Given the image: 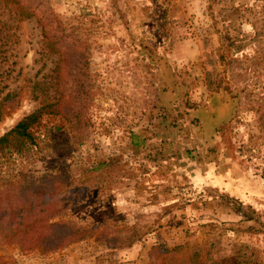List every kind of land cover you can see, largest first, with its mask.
Masks as SVG:
<instances>
[{
  "label": "rangeland",
  "instance_id": "obj_1",
  "mask_svg": "<svg viewBox=\"0 0 264 264\" xmlns=\"http://www.w3.org/2000/svg\"><path fill=\"white\" fill-rule=\"evenodd\" d=\"M40 1L28 19L0 9L13 35L0 136L38 107L26 81L55 76L40 30L50 15L85 52L86 130L75 145L59 115L45 116L34 145L0 154V264H264V0ZM212 96L229 118L204 127L195 109ZM43 175L55 178L35 199L48 195L44 212L24 215L26 199L3 187ZM56 201L66 207L49 219ZM45 218L91 230L54 251L18 246ZM120 234L135 241L105 246Z\"/></svg>",
  "mask_w": 264,
  "mask_h": 264
},
{
  "label": "trees",
  "instance_id": "obj_2",
  "mask_svg": "<svg viewBox=\"0 0 264 264\" xmlns=\"http://www.w3.org/2000/svg\"><path fill=\"white\" fill-rule=\"evenodd\" d=\"M41 8L42 3L41 1L38 2V0L37 2L35 0H0V9L7 13H12L13 17L17 20L35 17L37 13L41 12ZM57 24V19L52 15L48 16V18H43V22L40 24L42 37L47 42L48 53L56 58L54 68L49 71V74H55V76H41L38 79L33 78L26 81L30 97L33 101L37 102L38 107L31 113L21 117L8 131L0 136V154L4 152H21L28 146L34 145L35 142L31 128L38 124L40 119L45 116L59 115L65 121L67 127L75 132V135L71 137L72 142L75 145L83 143L81 134L86 130L83 116L85 100L88 98V95L83 92L86 67L84 60L85 52L80 48L78 40L71 34L64 33L62 29L57 27ZM7 28V21L0 22V47L2 48L1 54L3 55L0 65L7 63L8 57L6 56L7 51L5 49L8 48L7 44H9L13 36L8 34ZM66 44L69 46L66 47ZM66 63H68V67H65ZM67 69H70L68 73L72 74V79L70 80L71 90L70 94L68 93V98H64L63 91H57V87L60 86L62 81L58 74H64ZM5 72V77H7L10 70H6ZM2 91L0 88V117L4 104L12 97V94L9 92L1 96ZM68 103L70 106H68ZM260 118L264 120V109L260 113ZM63 140L64 136L61 135L57 141L54 153L59 155L65 153V146L61 143L64 142ZM133 145L139 146L141 143H133ZM54 179L53 177L43 175L36 184L30 180L22 183L8 184L3 188L11 191L14 190L18 195L26 199L25 201L27 202L21 207L24 215L41 213L44 212L43 206L47 203L46 200L49 201V197L46 194L44 200H40V198L35 200L37 195H39L38 191L40 189H50L49 186L54 184ZM56 205H58V208L54 206V212L50 214L49 212H45L44 215L49 217V219L60 216L61 210L66 207L59 206V202ZM45 220L43 222L45 224L44 228L42 227L39 230L32 229V234L27 237L24 234L20 235L17 245L29 248L41 247L54 251L63 248L67 243L86 238L87 233L91 230L80 228L69 221L61 219L51 222H48L47 218ZM4 222L0 221L1 229H6L10 224L6 223L3 225ZM18 222H21V219ZM27 231L30 232L29 230ZM103 239L107 248L117 250L128 248L135 241V238H131L130 236L122 237L121 234Z\"/></svg>",
  "mask_w": 264,
  "mask_h": 264
},
{
  "label": "crops",
  "instance_id": "obj_3",
  "mask_svg": "<svg viewBox=\"0 0 264 264\" xmlns=\"http://www.w3.org/2000/svg\"><path fill=\"white\" fill-rule=\"evenodd\" d=\"M213 96L215 97V95ZM213 96L209 99L206 105L198 106L195 109V112L198 115V119L200 121H203L204 127L221 125L229 118L231 109L230 103L226 102L225 100L221 102L219 101V98L217 99V96L216 98H214ZM195 114L194 116H196Z\"/></svg>",
  "mask_w": 264,
  "mask_h": 264
}]
</instances>
